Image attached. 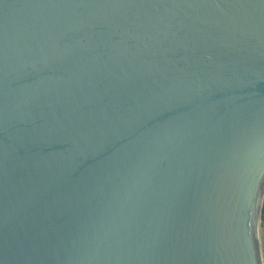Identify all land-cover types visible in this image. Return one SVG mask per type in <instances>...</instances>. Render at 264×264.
I'll return each mask as SVG.
<instances>
[{"label":"water","instance_id":"obj_1","mask_svg":"<svg viewBox=\"0 0 264 264\" xmlns=\"http://www.w3.org/2000/svg\"><path fill=\"white\" fill-rule=\"evenodd\" d=\"M264 0H0V264H264Z\"/></svg>","mask_w":264,"mask_h":264},{"label":"rangeland","instance_id":"obj_2","mask_svg":"<svg viewBox=\"0 0 264 264\" xmlns=\"http://www.w3.org/2000/svg\"><path fill=\"white\" fill-rule=\"evenodd\" d=\"M260 223H261V220L259 222V237H260L261 251H262V257H263V262H264L263 234H262V228H261V224Z\"/></svg>","mask_w":264,"mask_h":264},{"label":"crops","instance_id":"obj_3","mask_svg":"<svg viewBox=\"0 0 264 264\" xmlns=\"http://www.w3.org/2000/svg\"><path fill=\"white\" fill-rule=\"evenodd\" d=\"M261 228H262V234H263V239H264V200H263V205H262V217H261Z\"/></svg>","mask_w":264,"mask_h":264},{"label":"trees","instance_id":"obj_4","mask_svg":"<svg viewBox=\"0 0 264 264\" xmlns=\"http://www.w3.org/2000/svg\"><path fill=\"white\" fill-rule=\"evenodd\" d=\"M260 217H262V210H261V215ZM263 250H264V239H263Z\"/></svg>","mask_w":264,"mask_h":264}]
</instances>
